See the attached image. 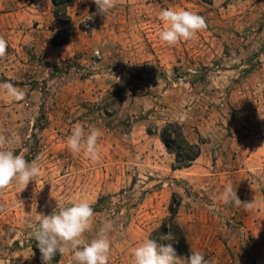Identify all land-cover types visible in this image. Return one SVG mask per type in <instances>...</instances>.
<instances>
[{
	"label": "rangeland",
	"instance_id": "374dc122",
	"mask_svg": "<svg viewBox=\"0 0 264 264\" xmlns=\"http://www.w3.org/2000/svg\"><path fill=\"white\" fill-rule=\"evenodd\" d=\"M165 8L195 12L207 27L168 46L159 40ZM55 10L53 0H0L8 43L0 85L24 94L16 101L0 89V134L41 166L37 184L0 192V264H45L28 226L80 200L97 208L84 238L111 220L109 264H131L133 248L171 216L175 193L198 213L192 201L206 198L174 175L164 126L180 123L193 143H221L264 108V0H117L106 16L93 0H74L69 27ZM66 28L69 43L55 46ZM78 124L101 131L97 162L67 149ZM56 258L71 264L70 255Z\"/></svg>",
	"mask_w": 264,
	"mask_h": 264
},
{
	"label": "clouds",
	"instance_id": "9594fccd",
	"mask_svg": "<svg viewBox=\"0 0 264 264\" xmlns=\"http://www.w3.org/2000/svg\"><path fill=\"white\" fill-rule=\"evenodd\" d=\"M97 7V13L106 14L116 7L117 0H93ZM163 28L159 32V40L168 46H175L179 41L193 39L199 31L206 29L205 18L195 12L186 9L165 8L158 14ZM93 15H88L86 20H93ZM85 20V21H86ZM95 31V30H93ZM8 43L0 37V58L5 57ZM0 89L18 101L23 98V92L16 89L12 84L0 85ZM101 131L91 127L87 131L82 125H76L66 140L67 149L77 155L81 152L84 157L97 162L100 158L98 139ZM10 139L0 134V192L15 182L20 191H23L30 181L41 177V166L36 161H28L23 153L17 154L8 147ZM219 200L224 204L234 203L236 206L243 205L250 209L252 204L242 202L231 185H226L219 195ZM50 215H42L35 223L30 224L31 238L41 253V259L45 264H51L54 257L71 256V264H109L111 252L110 233L115 230L114 223L109 220L98 230L90 241L86 240L85 234L93 230L94 209L87 200L69 202L66 205H57ZM0 210H3L0 207ZM164 226V225H161ZM166 233L159 235V240L167 243L158 244L156 239H143L133 248L131 264H211L205 259L204 253L191 249L187 259L178 257L172 246L177 237L172 233L170 226Z\"/></svg>",
	"mask_w": 264,
	"mask_h": 264
},
{
	"label": "crops",
	"instance_id": "0c3cea01",
	"mask_svg": "<svg viewBox=\"0 0 264 264\" xmlns=\"http://www.w3.org/2000/svg\"><path fill=\"white\" fill-rule=\"evenodd\" d=\"M233 131L221 143L214 140L203 143L202 154L191 167L173 169L176 177L190 181L195 190L202 187L206 197L192 201L194 206L202 208L201 213L188 209L190 206L183 202L179 219L191 239L187 257L193 248L204 253L211 264H261L264 261L263 106L258 107L250 122L235 124ZM226 185L236 189L238 198L251 203V208L221 202L219 195Z\"/></svg>",
	"mask_w": 264,
	"mask_h": 264
},
{
	"label": "trees",
	"instance_id": "16d2710c",
	"mask_svg": "<svg viewBox=\"0 0 264 264\" xmlns=\"http://www.w3.org/2000/svg\"><path fill=\"white\" fill-rule=\"evenodd\" d=\"M74 0H53V4L56 7L55 17L58 23L62 27H68L72 23V16L69 14V7L72 6ZM66 36L61 40L59 39V35L55 34L53 37V44L55 46H62L69 43L71 33L66 28L65 30ZM161 140L166 145L168 151L171 154L175 155V163L172 168L174 170L184 169L191 167L194 162L201 156L202 154V146L201 143H193L191 142L185 131L183 126L178 122H169L159 133ZM182 206V198L178 193L174 194L173 201L170 205V213L171 216L165 218L162 225L158 229H156L151 238L156 239L158 244L167 243V241L159 240V235L162 233H166L170 226L172 233L177 237L176 241L172 242V246L176 251V255L178 257L185 256L190 249V240L187 236L185 230L182 225L178 221L179 210ZM94 211L97 208H93ZM36 251L40 252L39 248L36 246ZM60 256L57 255L55 261H59Z\"/></svg>",
	"mask_w": 264,
	"mask_h": 264
},
{
	"label": "built area",
	"instance_id": "2783aa9c",
	"mask_svg": "<svg viewBox=\"0 0 264 264\" xmlns=\"http://www.w3.org/2000/svg\"><path fill=\"white\" fill-rule=\"evenodd\" d=\"M96 54L99 55L100 54V51H97Z\"/></svg>",
	"mask_w": 264,
	"mask_h": 264
}]
</instances>
